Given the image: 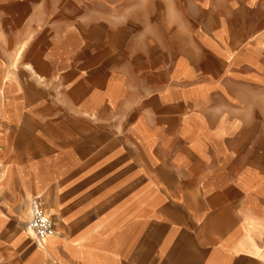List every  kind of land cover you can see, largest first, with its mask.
Masks as SVG:
<instances>
[{
    "label": "crops",
    "instance_id": "crops-1",
    "mask_svg": "<svg viewBox=\"0 0 264 264\" xmlns=\"http://www.w3.org/2000/svg\"><path fill=\"white\" fill-rule=\"evenodd\" d=\"M255 1L0 0V264H264Z\"/></svg>",
    "mask_w": 264,
    "mask_h": 264
},
{
    "label": "built area",
    "instance_id": "built-area-1",
    "mask_svg": "<svg viewBox=\"0 0 264 264\" xmlns=\"http://www.w3.org/2000/svg\"><path fill=\"white\" fill-rule=\"evenodd\" d=\"M29 204L31 217L27 221V228L37 239L52 235L55 231V223L46 208L43 196L41 194L32 195Z\"/></svg>",
    "mask_w": 264,
    "mask_h": 264
},
{
    "label": "rangeland",
    "instance_id": "rangeland-1",
    "mask_svg": "<svg viewBox=\"0 0 264 264\" xmlns=\"http://www.w3.org/2000/svg\"><path fill=\"white\" fill-rule=\"evenodd\" d=\"M255 2H262V3H264V0H256Z\"/></svg>",
    "mask_w": 264,
    "mask_h": 264
},
{
    "label": "bare ground",
    "instance_id": "bare-ground-1",
    "mask_svg": "<svg viewBox=\"0 0 264 264\" xmlns=\"http://www.w3.org/2000/svg\"><path fill=\"white\" fill-rule=\"evenodd\" d=\"M30 230V229H29ZM31 231V230H30ZM32 232V231H31Z\"/></svg>",
    "mask_w": 264,
    "mask_h": 264
}]
</instances>
